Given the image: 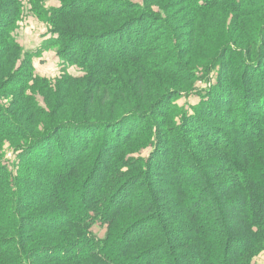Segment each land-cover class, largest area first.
<instances>
[{"label":"trees","instance_id":"16d2710c","mask_svg":"<svg viewBox=\"0 0 264 264\" xmlns=\"http://www.w3.org/2000/svg\"><path fill=\"white\" fill-rule=\"evenodd\" d=\"M43 1H28L50 32L38 54L56 48L64 85L100 104L27 134L11 148L16 170L0 156V264H252L264 251L260 0H57L48 10ZM224 9L227 26L214 20ZM22 12L20 0H0V78L22 94L18 121L1 103L0 117L33 126L47 109L28 90L33 56L14 36ZM10 66L23 68L22 81ZM73 67L80 76L67 73ZM198 90L192 110L175 103ZM11 130L0 134L11 139ZM36 151L46 167L37 158L27 171ZM33 180L42 191L26 195ZM96 223L103 238L92 233Z\"/></svg>","mask_w":264,"mask_h":264},{"label":"rangeland","instance_id":"374dc122","mask_svg":"<svg viewBox=\"0 0 264 264\" xmlns=\"http://www.w3.org/2000/svg\"><path fill=\"white\" fill-rule=\"evenodd\" d=\"M22 4V9L23 12L21 14L20 20L17 23L16 30L14 31V36L17 40V42L21 45V47L24 49V51L31 53L33 56L32 58V71L34 72L37 80L35 83L31 84L32 88H28L29 92L35 94L33 97V101H36L37 105L43 109H47V113L42 112L41 110L39 111V108L35 107L36 104H34L32 101L29 103L31 104L32 107L35 109H38L39 116L42 117H36L38 122L34 121L35 125L31 126L29 124H24V123H19L17 126H13L11 123L5 122L4 119L0 117V129L10 131L12 129V133L14 134L11 139L5 138L8 134L6 135H1L4 133V131L0 134V156L4 155V160L9 163L10 165L13 163V165L10 166V169L16 170V164L18 163V158H17V153L11 151V148L16 145V144H22L24 139L26 138L27 134L33 135V133H36L35 129L38 128H45V127H53L55 124L69 119L70 116H78L80 117V105L86 104L88 105L90 109H94V111H98L99 108V100H94L93 105H91L89 102H87V99L84 98L85 93L81 91H74L73 93L69 91L70 86L64 85L62 76L63 73L61 72V67L62 62L64 61L61 59L58 55V50L56 48H50L45 51H42L40 54H38L43 46V42H45L49 37V31L48 27L46 25V21H42L36 11H32L31 4H29V0H20ZM87 6L89 7L90 5H94L95 3H98L99 0H86ZM106 3V2H105ZM50 7L52 8H57L59 7V3L57 0H44L42 4L43 10H48ZM259 10L264 12V0H260V6ZM228 19H231V16H228V12L221 11L217 14V17L214 18V20L222 21L224 25H228ZM244 20L250 24V20L248 17H245ZM185 20H176L175 25L176 27L183 26L185 28ZM209 25L210 22L208 21ZM187 30V29H186ZM206 36L209 38L212 36V33L208 31L205 32ZM151 35H149V38ZM148 37L146 38V41L149 39ZM37 53V55H36ZM93 59H96L95 57ZM106 59L105 55L99 54L97 61H103ZM12 66L9 67L7 73L11 79H14V81H22L25 77L23 74V68L20 71H15L11 69ZM67 73L71 76H80L81 73L76 67L69 68ZM214 71L213 74H210L211 84L215 83V77ZM9 80L2 79L0 78V103L4 105L7 108V113L11 115V118L14 119L16 122L18 121L17 114H18V108L20 106V99L21 95L20 93L17 92V89L15 86H12V84H8ZM198 87L203 88L205 85L198 84ZM198 89V88H197ZM203 91V90H201ZM198 90L195 93L188 95V96H181L178 98L175 103L183 108L186 111L192 110V108L195 105L199 104V101L201 99L202 94ZM2 96V97H1ZM87 96H90L88 93ZM84 102V103H83ZM89 103V104H88ZM108 105L105 107V109L102 111L103 113L107 110ZM102 110V107L100 108ZM75 114V115H74ZM29 118V117H28ZM20 127V128H19ZM13 128L15 130H13ZM19 128V129H18ZM21 128H23V131H20ZM114 131L112 133L114 135V138H116V132L115 129L110 130V132ZM124 133L121 134V138H123ZM37 135V134H35ZM64 134L61 139L65 138ZM92 135V134H91ZM103 132L98 131L96 136L94 137V143L99 144V141H101L103 137ZM3 137V138H2ZM60 139V140H61ZM174 143V141H173ZM164 149V148H162ZM152 152L151 148L144 149L141 151L140 154H136V157H142L146 158L149 156V154ZM45 154L44 153H39L36 151L33 154H30L28 156V163L26 166L27 171H30L32 169V166L36 164L37 158H42L38 163L40 167H46V165L43 162H46L45 159ZM157 157V158H156ZM155 158L157 159L156 162L160 165H164L163 159L161 155L156 156ZM45 165V166H44ZM158 165V164H157ZM184 166H179L178 169L184 170ZM45 169V168H43ZM170 169H173L172 167ZM35 170H32L31 173H34ZM28 173V172H27ZM26 173V174H27ZM28 175V174H27ZM38 177V176H37ZM41 177V176H40ZM42 178V177H41ZM29 179V175H28ZM31 186V192L30 193H25L26 195H30L32 191L35 189L37 191H42L41 187H37V183L33 180L30 183ZM97 187V184L94 186ZM188 192H193L194 188L191 186H186ZM137 192L135 197L140 194L139 192V187L136 186L134 188ZM23 192V191H22ZM24 194V192L22 193ZM132 195V196H133ZM131 196V197H132ZM81 196L77 195L74 198V203L78 202ZM138 197L134 200L129 198V200L132 201V203H137ZM106 228L101 226L99 223H96L93 228H92V233L97 237V238H103L105 234ZM149 231V230H148ZM113 249V248H112ZM24 251V250H23ZM25 252V251H24ZM156 252H154L155 254ZM154 261L157 260H162L163 259V254L161 253H156L153 257ZM31 264H35L36 260H30ZM139 263V262H138ZM252 264H264V251L258 254L255 258H253Z\"/></svg>","mask_w":264,"mask_h":264}]
</instances>
